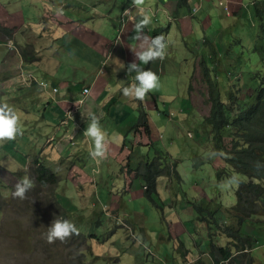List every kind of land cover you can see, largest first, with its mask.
Here are the masks:
<instances>
[{
  "label": "rangeland",
  "instance_id": "obj_1",
  "mask_svg": "<svg viewBox=\"0 0 264 264\" xmlns=\"http://www.w3.org/2000/svg\"><path fill=\"white\" fill-rule=\"evenodd\" d=\"M177 1L178 0H172L171 6L173 9L175 8ZM241 2L242 0H235V5L237 8L240 7ZM16 3V8H19L21 6L22 0H17ZM32 3H35L38 6L43 5V3L39 0H35ZM22 4L24 6L23 9L27 12V15L31 17L33 21L39 22L42 18V9L40 12H37L30 5H27L24 2ZM242 4L244 5L245 9L241 10L243 15H240L241 18L239 20L237 15L230 18L227 17L224 7L219 6V0H214V4L211 5L212 8L204 12L202 9L201 12L196 13L195 16L199 18L205 14H208V16L211 18L212 27L206 32V36L210 35L212 31L214 32L216 29H219V37L231 35L230 41H233L235 38L242 40V46L234 48V51H230V54L232 57H235L236 52L242 57V73L244 76H246L251 70L256 71L257 68L264 66L262 63L264 54L261 53L263 43L260 40H253L255 44L254 46L250 43V36L254 34L255 29H257V25L253 23V20H256L255 9H253L251 6L246 9V7L250 4L249 0H243ZM190 5L192 8L195 7L199 10L201 9L198 2L195 0H191ZM211 10H213V13ZM190 14V10L181 9L180 13L175 12V17H181L183 21L188 22L190 20ZM208 24L209 19H207V25ZM222 24L224 26L223 28ZM106 30V27L100 26L96 31H94V34L103 35L104 31ZM203 34L204 31L202 28H200L198 34L185 39L181 38L183 40V44L181 43L180 39L174 40L173 38H168V42L166 44L167 47L164 50V58L153 60L156 62L167 61L169 63H178L179 57L181 60H184L177 73L173 70L175 65L170 64V71L173 74H176L179 78L180 91L174 98L167 96L168 99L165 98L164 100H161L162 104L169 103L168 108L170 110L169 113L171 114V117L170 122L164 118V122L158 121L156 123L157 133L155 134V148L157 150L155 151L154 149L153 151L149 152L142 147L136 148V145L134 149L131 150V156H133L134 152L136 151V158L139 156L141 157V155H149L150 160L148 163H151L157 159H161L163 164L167 160V168L173 165L172 161L177 164V173L175 175L169 174L171 177L168 179L161 177L159 180L157 190L159 194L158 199L156 200H158V203L161 204L160 208L153 201L145 197L141 183L137 179L138 175L136 172H133L142 167V165L146 163L147 160H136L135 162L137 163V166H133L131 168L128 166V164H125L124 161L107 163L105 159H100L99 162L95 164L98 168H104V166L101 164L105 162V170L107 172L113 171L117 174H121L122 169L123 173L127 171L129 176L128 181L130 182L132 180L131 185L134 195L132 200L126 197L125 204L140 216L139 219L133 220L137 226V238L133 234L132 225L126 223L125 221L120 220L118 222L110 216H105L103 213L99 216V218L88 217L89 215L94 214L93 211L96 205L95 202L99 198L103 201L104 197L101 195L99 190L96 192L94 186L87 184L88 179L86 177L83 175L80 178L74 177L75 172L72 169H68L66 166L67 161L73 155L75 158L80 159V150L83 151L82 155L84 158L89 156L90 147L93 146V142L89 138L85 142L86 145L80 149H74L72 144H67L66 150L68 153L65 157L60 156L57 150H54L50 154L46 153L47 156L44 159V156L41 157V159H43L41 160L42 163L52 169V172L59 179V182L57 185H55L56 195L53 197L52 190H50L48 193L44 192L45 196L41 200V192H38V201L36 203H30V207L32 209L31 212L36 210L37 216L35 214V217L30 219V225L24 228V237H32V239H23L21 236V239H12V241L0 239V242L3 244H12L11 248L13 249V252L11 251V248H7L2 252L3 257L0 259V264H79L81 262L85 264H162V262L167 261L169 256L173 254L174 243L169 240V233L173 237H179L184 233V231H181L174 224L175 221L173 224H169L168 221L176 215H179L183 221H188L190 219L188 214L190 213L192 207H187V200H198V205L209 207L211 210H215L218 207H224L225 211L232 209L236 201L234 194L236 195L235 191L237 189V183L222 188L221 183L224 180H221L220 184H218L216 181V176L212 169V163L220 162L221 157L214 152L213 142H211L209 139L210 131L203 129L204 112H206L208 107L202 106V103H204V101L206 102V100H201V103L197 98H193L196 104L195 106L194 102L189 100L193 107H195V109L190 111V109L187 107V102L184 100L183 94L185 83L186 86H188V76H191L194 64L198 60V57L201 56V51L203 48V43H201L203 40ZM62 36L63 34L61 32V36L57 38L60 39ZM57 38H55V40ZM215 41L216 40H214V42ZM34 42L37 49H40L41 47L45 49L47 57L52 55L54 50V42L52 41L51 43L49 38L37 36L34 38ZM187 48H189V50ZM197 49H199V51L191 56L190 51H196ZM255 49L259 52L258 54L256 53ZM203 50L207 51L205 47ZM98 54L102 55V60L105 58L101 52H98ZM221 54H223L222 49ZM14 58H9L8 60H12ZM41 59L45 60L46 57H42ZM87 63L88 60L83 56L63 61V65L66 68H69L72 71V74L83 71L87 66ZM15 68L17 70L11 71L9 73L1 72L2 78L18 80L20 76L23 75L25 80H34V78H32V68H29L27 64H17ZM47 68L48 71L54 70L55 62H48ZM211 69V72H213L214 67ZM150 71L157 75L162 73L163 69H161V66L159 65L158 69L152 67ZM216 71L219 72L218 79L220 84L224 85V75L225 71H227V68H223L222 65H220ZM125 72L127 71L120 72V75L124 76ZM132 83L133 82H131V84ZM118 84H121V88ZM118 84L116 81H114L109 86L110 90L112 91L117 88L115 96L123 92L124 85H126V80L122 78L119 80ZM130 85L126 87H129ZM25 86L26 83H22L15 87H8L2 81V89H0L1 100H17V98L22 97V95L19 93L26 94V99L28 101L36 100L39 97V92L41 90L33 92V87L30 85L26 92ZM163 87L165 86L163 85ZM153 92L150 91L148 93L149 99H152ZM125 99L128 101L129 99H133L134 101L139 102V100H136L135 98L124 97V100ZM201 99L203 98L201 97ZM145 100H147L146 97ZM181 108H188V114L186 115L187 118H184L180 115ZM139 112L142 111L140 110ZM91 114L95 117H98L100 112L96 109H92ZM107 120L108 118H104L100 121V126L103 131V124ZM140 120L141 116L138 114L136 123ZM148 121L149 123L153 124V122L149 119ZM61 123V120L54 123L48 122L43 128L50 135H52V137H55L57 130L62 129L61 126L58 125ZM112 126L109 127L111 128ZM130 129H132V127H130ZM80 140L81 142L84 141V139ZM90 142L91 144H89ZM0 152L5 153V156L0 159L1 168L3 167L11 171L18 172L22 177L25 175L31 177L30 169H26L30 164L29 161L26 163V168L25 163H16V166H8L6 163L13 160L8 156L4 142H0ZM140 157L139 159H141ZM196 157L205 160V163L201 164L199 169L193 170L192 162ZM62 159L63 161H61ZM62 163L65 164V169L64 166L61 165ZM88 163L92 164L91 160H89ZM94 170H96V167H94ZM92 173L95 172L93 171ZM102 176H107V174L97 175V177ZM108 176L115 178L117 175L111 174ZM1 183L2 181L0 179V184ZM1 186L2 184L0 187ZM198 188L204 190L203 194L197 191ZM61 194L67 196L64 205L69 210L71 221L74 224L79 223L86 227V229L80 228L84 231L82 233L86 234L87 236H90L91 234L96 235V237L98 236L99 239L73 238L69 239L66 244H61L59 241H57L56 244H51L50 246L46 243L45 239H39L47 231L46 228L51 225V218L54 217L53 214H55V210H57V205L59 206L60 210L62 209L60 207V202L56 203V201L60 200ZM16 200L21 203H27L31 200V193L29 194L28 198L23 201L19 199ZM71 205L72 209L70 208ZM195 218H197V216ZM253 221L256 223V226L251 227V229L246 228L245 231L247 233L254 234L264 242V214H260V216L255 218ZM24 222L28 224L29 220L27 222L24 220ZM42 225L43 227H41ZM221 226H223L224 229L226 227L233 229L238 228L237 221L234 216H228L226 221H222ZM115 229H120L117 231V238L114 237L112 233ZM124 233L127 239H137V242L134 244L130 241H126L122 237ZM210 234H215V236L221 237V246L227 245L228 240L225 239L226 237L222 236V231L214 226L212 222L209 224L208 230H196V228H194L192 225H187L186 233L180 237L184 244L182 248L183 252L187 249H190L193 252L197 250L195 260H200L198 258L200 251H205L209 245L208 240H205V236ZM128 247H130V252L128 251ZM24 250L27 252L24 253ZM121 254H127L131 256V258H128L126 255L117 256ZM252 259L249 257L248 260L244 262L236 260L233 264H264V248H260L258 253L254 254V259ZM205 261L206 262H203L204 264H211L209 258H206ZM171 262L173 263L172 259Z\"/></svg>",
  "mask_w": 264,
  "mask_h": 264
},
{
  "label": "clouds",
  "instance_id": "obj_2",
  "mask_svg": "<svg viewBox=\"0 0 264 264\" xmlns=\"http://www.w3.org/2000/svg\"><path fill=\"white\" fill-rule=\"evenodd\" d=\"M17 0H0V14L5 16L7 19L13 18L14 20H20V24H17L15 26L7 25V23L2 21V17H0V68L1 67H8L11 64H14L17 62V64H27L29 68L31 66H35L34 70H32V79L25 80L23 78V75L20 76L18 80H15L16 83L21 82L26 83V86H39L41 90L44 92L50 91L56 93L59 89L57 87H54L52 83H48L45 81H40L36 75V70L38 69H47L48 71V62L53 61L55 62V69L56 65L60 64L61 60L57 53V51L54 49L52 52V55L50 57H47L45 53L44 48L37 49L36 44L34 42V38L37 36H42L49 38V35L47 33V29L44 28L45 23L40 19L39 22L33 21L31 17L27 15V12L23 9V2L27 5H30L33 7V5H36L35 3H32L35 0H22L21 6L19 8L17 7ZM19 1V0H18ZM43 3L42 6H38L39 11L34 9L37 12H40L42 9V17L45 19H49L45 14L44 11L46 9H53L52 2H65L67 3V0H39ZM152 2L153 0H70V3H77V2H84L87 5V9L93 10L94 15H98L100 13H103L105 11H121V23L123 24L127 19L131 18V15L134 11L138 10L141 13V19L138 21H135L133 24V32L135 33L134 36L130 37L131 40L142 41V48H145V50L136 53L135 56L138 58L143 64H148L144 69H141L139 65L136 64V62H132L127 65V74L130 76L132 72H136V76L134 77V82L129 86L123 88V95L128 98H135L136 100H139L140 103H144L145 97L147 98V94L150 91H153L159 87V78L158 76L150 71L147 70V67L154 62L155 59H163L165 55V48L167 47L168 42V32L167 29L164 27H155L152 31V36L148 37L143 35V30L145 27H147L151 23V18L148 15L143 14V10L145 7H147L148 2ZM262 0H249V5L246 7H253L254 3H260ZM172 4V0H171ZM170 4V5H171ZM242 4V3H241ZM149 6V5H148ZM180 6L185 7V9L190 10L191 15L195 16L197 9L192 8L190 5V0H178L175 8L172 10L173 12L177 11V8ZM220 7H224V11L226 12L227 17H235L237 15L238 20L241 18L243 13L241 12L242 9H245L244 5L237 10L233 12L228 11V7L225 4L219 5ZM239 10V11H238ZM238 11V12H237ZM23 12V13H21ZM60 14L62 13V10L59 11ZM237 13V14H236ZM256 20H253V23L257 25V29H255V33L250 36V43L254 46V41L257 39V35L259 34V26H258V20L257 16L255 14ZM237 19V18H236ZM31 22L32 24L40 25L41 28L39 30H33L31 26H28L27 23ZM70 22V20H69ZM75 23V22H73ZM78 26V25H77ZM221 27V26H219ZM222 24V28H223ZM204 31V34L206 33V29L202 28ZM158 30H163V34L155 36V32ZM214 32L218 34V37L220 36L219 29H216ZM150 41V42H149ZM209 41L208 39L203 40L201 43H203V48L205 47L207 51H204L202 48V51L204 54L208 52L209 46H206V42ZM55 42V41H53ZM242 42V40L240 41ZM200 43V44H201ZM211 44V42L209 41ZM106 50L109 52V54L113 53V47L106 46ZM54 47V44H53ZM201 48V45H200ZM199 48V49H200ZM189 50V48H187ZM190 51L191 56L194 55L197 51ZM5 50V51H4ZM255 51H257L255 49ZM98 53V51H96ZM100 52V51H99ZM102 53V52H101ZM103 54V53H102ZM104 55V54H103ZM17 57V58H14ZM42 57H46L45 60L41 59ZM104 60H106V55H104ZM9 58H14L12 60H8ZM40 58V59H39ZM102 61V62H103ZM102 65V63H101ZM54 69V70H55ZM17 70L14 68L12 71ZM51 71V70H49ZM2 71L0 70V89H2V81L5 82L8 79L2 78ZM193 74V72H192ZM191 76H188V92L190 93L189 86H190V80ZM28 82V83H27ZM138 82V83H137ZM54 83H58V81H54ZM18 84V85H20ZM8 87H14L8 86ZM90 89L88 87H84L82 94L84 96L89 95ZM22 95L21 98H17V100H1L0 96V142H4V145L6 147V152L9 157L12 158L13 161H8L6 164L8 166H16L17 164L26 163L29 161L30 164L26 169H30V176L25 175L21 176L18 172L11 171L7 168H1L0 167V179L2 181V186L0 187V239H4L5 241H12V239H21L23 238L24 228L30 225V219L35 217V210L31 212L30 203L34 202L36 203L38 201V169L43 168L48 171H50L51 174H54L52 172V169L45 166L41 160L46 158V153H52L54 150H57L59 152V155L62 157H65L68 153L66 150L67 144H72V147L74 149H80L83 148L86 145V141L84 140L81 142L80 138V132L76 135H72L69 140H66L63 138L65 135L64 130L68 127L67 119L68 116H71L74 114V109L69 111L65 116L61 119V127L63 130L58 129L56 132L55 137H52L44 128H40L33 120V112L34 110H38L40 107L43 106L44 100L43 96L39 94V97L34 101H28L26 99V94L19 93ZM193 97V96H192ZM84 102L81 100V103ZM79 103V102H78ZM80 104V103H79ZM22 111L25 113L29 112L27 115L23 116ZM205 115V112H204ZM171 117V114H169ZM140 127V124H139ZM142 128V127H140ZM147 136L151 135V130L148 132L146 130H143ZM133 132L137 135L138 131L133 130ZM83 135L86 138H90L93 142V146L90 147L89 156L84 158L82 153L83 151L80 150V159H77L74 157V155L67 161V168L72 169L73 171L75 168H78L79 166H82L81 164L85 162V164H89L91 167L98 168L95 164L99 162L100 159H105L106 162L110 161V156L106 157L107 155V144H106V133L102 130L100 126L99 119L93 116L90 120V122L87 124L86 129L83 133ZM65 143V144H64ZM64 144V145H63ZM135 147V145L132 146L131 149L128 151V155H124L122 159L126 156H129V160L125 162V164H128L130 160H150L149 155L144 156L141 155V159L139 157H135L136 151L134 152L133 156H131L132 151ZM137 148V147H136ZM143 148V147H142ZM154 147L149 150V152L153 151ZM157 150V149H156ZM155 150V151H156ZM40 151V152H39ZM39 152V155H38ZM77 154V155H79ZM221 160L220 162H213L212 163V169L216 176V181L218 184H220L221 180L217 179V169L219 168H227L228 171L232 170L231 167L227 166L224 157L221 155H225L223 152L219 153ZM5 156V153L0 152V159H2ZM44 156V157H43ZM43 157V159H41ZM91 160V163H88V161ZM161 160V159H160ZM57 161V160H56ZM63 161V159L61 160ZM162 161V160H161ZM114 162H121L120 160L114 161ZM61 163V162H60ZM50 164V163H49ZM161 164L160 167V176L158 177L157 181V190H158V183L161 177L169 178L164 175V171L167 169V160L164 163ZM172 164L174 162L172 161ZM64 166L65 164H61ZM101 165L104 166V168H98L102 170L103 172H98L94 176L97 179H93L91 182H87V184L94 186L96 192L101 193V195L104 197L103 201L100 200V198L95 202L96 205L94 209L98 208L101 209V212L105 216H110L111 218H114L116 221H125L126 223L132 225L133 227V234L137 238V229L136 225L134 223V219H139V215L133 210L130 209L125 204V198L128 197L129 199H133L134 192L132 191V180L128 181V174L127 171L121 174H117L116 172H107L105 170L106 163L103 162ZM166 167V169H165ZM257 167H260L259 162H257ZM199 169V168H197ZM136 172L137 175H140L139 171H133ZM177 172V168H176ZM103 174L107 176L97 177V175ZM115 174L117 175L115 178L110 177L108 175ZM56 176V175H55ZM241 177V176H239ZM58 179V178H57ZM138 181L141 183V187L144 190V195L151 201H153L156 205H160L158 200H153L150 197H148L145 194L146 188L142 181L140 180V176L137 177ZM246 179V178H243ZM248 180V179H246ZM237 178L235 176L226 178L221 183V187L230 186L233 184H236ZM0 184V185H1ZM35 187V189H34ZM33 190V191H32ZM200 193L203 194L204 190L199 189ZM31 193V200L27 203H21L17 201L16 199H19L21 201L28 198L29 194ZM98 194V193H97ZM159 194V193H158ZM45 193L41 192V200L44 198ZM64 199L67 198V196L63 195ZM192 202L198 203V200H187L186 205L187 207H192ZM163 205V204H162ZM234 206V205H233ZM72 209V205L70 206ZM104 208V209H102ZM186 208V207H185ZM68 209V208H67ZM86 209V208H85ZM109 209V211H108ZM51 222V225L47 227V231L44 233V239L47 244H56L57 241H59L61 244H66L69 239L73 235H79V230L77 229L76 225L71 221V217L69 215V220L64 219L63 216H55ZM121 216V218H120ZM143 216V215H142ZM144 217V216H143ZM174 221L181 220L179 215L173 216ZM29 220V223L26 224L24 222ZM173 220L169 219V224H173ZM144 222V221H143ZM174 222V223H175ZM139 223V222H138ZM43 227V225L41 226ZM135 227V229H134ZM209 225L206 224V229L208 230ZM98 230V229H97ZM96 230V231H97ZM120 229H115L112 233L114 237L117 236V231ZM136 232V233H135ZM169 233V232H168ZM21 236V237H20ZM222 236L226 237L223 234ZM126 241H130L132 243H136L137 239H127L125 236V233L122 236ZM176 237H173L169 233V240L174 243L173 252L178 249V243L179 241H183L182 239H175ZM213 238V239H210ZM96 239H99L97 236ZM208 240L210 244V240L213 244L221 246L220 245V239L221 237L215 236V234H210L208 236H205V240ZM228 240V243L226 246L221 247H231L230 240L228 238H225ZM114 240V239H113ZM224 240V239H223ZM7 248H11V245L9 243H1L0 242V254H2L3 251H5ZM208 250L209 245L205 251H200L199 259H203L204 262H206V258H209L208 256ZM128 251L130 252V247H128ZM175 254V252H174ZM127 255V254H125ZM176 255V254H175ZM250 256H238L234 260L225 262L223 264H233L236 260H240L242 262L247 261ZM251 259V258H250ZM210 260V259H209ZM194 261V260H193ZM192 261V264H195L198 260ZM162 264H165V262H162Z\"/></svg>",
  "mask_w": 264,
  "mask_h": 264
},
{
  "label": "crops",
  "instance_id": "obj_3",
  "mask_svg": "<svg viewBox=\"0 0 264 264\" xmlns=\"http://www.w3.org/2000/svg\"><path fill=\"white\" fill-rule=\"evenodd\" d=\"M195 1L198 2L201 8L200 10L196 8V13L201 12L202 9L204 12L212 8L211 5L214 4V0ZM77 3L71 4L70 0H67V3L51 1L53 9L48 8L44 11V14L49 19L41 18L45 23L44 28L47 29L49 41L51 43L52 41H55L54 49L57 51L61 63L56 65L55 70L47 71V69L43 68H37L36 70V75L40 81L52 83V85L59 90L56 93L50 91L44 92L39 86H32L33 92L41 90L39 94L43 96L44 100L43 106L33 112L34 122L40 128H43L48 122H59L65 114L74 109V114L68 116V127L64 130L65 135L63 138L69 140L72 135H76L82 129L83 131L80 132V138L86 141L89 138H86L83 133L87 124L93 117L91 110L96 109L100 112V115L96 117L99 119V122L104 118H108L103 124L104 132L107 135L106 144L108 151L106 157L110 156V159H112L107 161V163L121 160L124 155H127L130 147L133 145H136V147L139 148L142 146L141 143H143L142 147L145 148L147 144H150L149 150L152 149V147H155L156 145V123L158 121L164 122V118L170 122L169 103L162 104L161 100H164L165 98L168 99L167 96L174 98L180 91L179 78L176 74H173L170 71V64L175 65L173 70L177 73L184 60H181L179 57L178 63L154 61L149 67H147V70L152 69V67L158 69V66L160 65L161 69H163L162 73L158 72L159 74H157L159 78V87L155 89V91L153 90L155 93L152 91V99H149L147 94V100L144 103H139L133 99H129V101L127 99L124 100L125 96L123 95V92L115 96L117 88L113 91L109 88L112 82L116 81L118 84L119 80L124 78L126 80L124 88L130 85L131 82H134L136 72H132L130 76L127 72H125L124 76L120 75V72L127 71L128 64L136 62L141 69H145L148 65L143 64L135 56L136 53L145 50V48L141 47L142 41H133L130 39V37L135 35L133 32V24L135 21L142 18L141 13L138 10L134 11L131 18L127 19L122 24L121 11L119 10L115 12L110 10L94 15L93 10L87 9L86 3ZM170 4L171 0H153L152 2L149 1L147 3V7L144 8L143 14L148 15L151 18V23L144 28L143 35L151 37L152 31L155 27H164L167 29V35L170 39H180L183 44L181 38L185 39L198 34L200 28H205L207 32L212 27L211 18L208 14L199 18L190 14V20L186 22L183 21L181 17H175V12L172 11L173 7ZM222 4H225L228 7L229 12H233L242 6L241 4L240 7L237 8L235 0H219V5ZM33 7L39 11V8L36 5H33ZM181 9L187 10L185 7L183 8V6H180L177 8L176 12L180 13ZM60 10H62L63 14L59 13ZM211 12L213 13V10H211ZM207 19H209L208 25ZM69 20H72L75 23H70ZM27 25L31 26L33 30H39L41 28L40 25L32 24L31 22H28ZM100 26L106 27L107 30L104 31L103 35L94 34V31ZM61 32L63 36L59 39L57 37L61 36ZM55 38L57 39L55 40ZM217 38L218 34L213 31L208 36H206V33L203 34V40L208 39L211 44H214V40ZM97 43L103 44V48H96L94 44ZM105 44H107L106 46L114 48L113 53L109 54L105 48ZM96 51H100L106 55V60L103 61L101 57L102 55H99ZM79 56H83L88 60L87 66L83 71L72 74V71L63 65V61ZM16 65L17 62L8 67H4L1 71L9 73ZM34 67L35 66H31L32 70H34ZM54 81H58V83L56 84ZM20 83L21 82L16 83L15 80L8 79L5 82V85H14L15 87ZM118 85L121 88V84ZM163 85L165 87H163ZM84 87L90 89V93L87 96L82 94ZM28 88L29 86H25L26 92ZM183 94L184 100L187 102V107L189 109H195L189 101L192 100L194 106L196 105L192 95L188 92V86H186V83ZM81 100L84 102L81 103ZM188 108H181L180 110V115L184 118H187L186 112ZM140 110L145 113L147 112L148 118L153 122V124L149 123L151 130L150 136H147L139 127V122L136 123L137 115H141L142 113L139 112ZM28 113L29 112L25 113L22 111L23 116ZM109 126L112 127L110 128ZM130 127H132V129H130ZM133 130H137L138 134L136 135ZM89 144H91V142ZM145 150L149 151L146 148ZM81 165L86 168L93 179H97L94 176L96 173L103 172L98 168L96 170H94L93 167L87 168L88 164H85V162ZM93 171L95 173H92ZM171 220L174 221L173 217Z\"/></svg>",
  "mask_w": 264,
  "mask_h": 264
},
{
  "label": "trees",
  "instance_id": "obj_4",
  "mask_svg": "<svg viewBox=\"0 0 264 264\" xmlns=\"http://www.w3.org/2000/svg\"><path fill=\"white\" fill-rule=\"evenodd\" d=\"M254 8L259 23V34L256 41L260 40L263 43L261 53L264 54V0L260 3H254ZM0 17H2L3 22L5 21L10 26H15L21 22L13 18L7 19L2 14H0ZM70 23H73V21L70 20ZM161 34H163V30L155 32V36ZM230 38L231 35H227L226 37H218L214 44H210L209 41L205 43L206 46H209L208 52L204 54L201 51V56L194 64L189 90L193 98H197L200 102L206 100L204 103L201 102L202 106L208 107L203 118V129L210 131L209 139L213 142L214 152L217 155L223 152L225 155L221 156L224 157L227 166L232 168L230 171L227 170L228 167L217 169V179L225 180L233 176L237 178L236 195L234 194L236 201L229 211H225L224 207L211 210L209 207L192 202V209L188 214L190 219L174 223L181 231H184L175 239H180L186 233L187 225H192L196 230H203L206 229V224L209 225L212 222L214 226L223 231L226 238L230 240L232 250L230 246L221 247L213 244L210 240L207 254L211 264H223L234 260L238 256H250L251 259H254V254H257L260 248H264L262 239L245 231L246 228L251 229V227L256 226L253 220L260 214H264V66L257 68L256 71L251 70L248 75L244 76L242 73V57L236 52L235 57L230 54V51H234V48L242 46L241 39L235 38L230 41ZM94 46L98 49L103 48V44L99 43L94 44ZM221 49L223 54H221ZM256 53L259 52L256 51ZM262 63L264 64V57ZM220 65L227 68L224 75V85L220 84L219 72L216 71ZM212 67H214L213 72H211ZM0 70H3V67ZM191 110L192 108H190ZM140 116V127L148 132L150 130L148 119L150 120V118H148L147 112H142ZM141 145L143 146V143ZM149 145L147 144L145 147L147 150H149ZM154 149L156 150L155 147ZM122 160L127 162L129 156L124 157ZM135 161L130 160L128 166L130 168L137 166ZM148 161L140 167L141 169L139 168L136 171L140 172L138 176H140L144 186L147 187L145 194L155 200V198L158 199L157 181L160 176L162 161L160 159L151 163H148ZM257 162H259L260 167H257ZM203 163H205V160L194 158L192 162L193 170L199 168ZM176 167L177 164L174 163L164 171V175L166 177H171L169 174L175 175L177 173ZM87 168H91V166L88 164ZM37 171L39 173L37 180L39 191L48 193L52 190V196L54 197L56 195L55 185H57L59 179L46 169L40 168ZM74 172V177L80 178L83 175L88 179V182L92 181L91 176L83 166L75 168ZM59 202L62 209L60 210L56 204L55 216H63L64 219L69 220V210L64 205L63 194H61L60 200L56 201V203ZM93 213L88 217L99 218L102 214L101 209L98 208L94 209ZM196 216L197 218H195ZM228 216L236 218L238 229L230 227L224 229L221 226L222 221H226ZM53 218H51V221ZM75 225L79 230V235H73L71 239H96V235L87 236L82 233L84 231L80 228L86 229L84 225L79 223ZM23 239H32V237H23ZM39 239H44V235ZM183 246V241H179L178 249L174 251L176 255L173 252L165 261V264H192L197 255V250L193 252L187 249L183 252ZM11 251L13 252L12 248ZM23 252L26 253L27 251L24 250ZM123 255L125 254L117 256ZM126 256L131 258L129 255ZM2 257L3 254H0V259ZM203 262L204 260L201 258L195 264H204ZM79 264L85 263L81 262Z\"/></svg>",
  "mask_w": 264,
  "mask_h": 264
},
{
  "label": "bare ground",
  "instance_id": "obj_5",
  "mask_svg": "<svg viewBox=\"0 0 264 264\" xmlns=\"http://www.w3.org/2000/svg\"><path fill=\"white\" fill-rule=\"evenodd\" d=\"M223 205V204H222ZM220 206V205H219ZM243 223V222H242ZM238 229V228H237Z\"/></svg>",
  "mask_w": 264,
  "mask_h": 264
}]
</instances>
